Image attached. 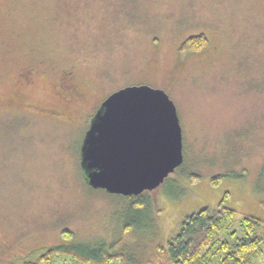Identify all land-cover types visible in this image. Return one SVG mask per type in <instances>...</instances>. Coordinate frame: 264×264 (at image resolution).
Segmentation results:
<instances>
[{
	"label": "rangeland",
	"instance_id": "374dc122",
	"mask_svg": "<svg viewBox=\"0 0 264 264\" xmlns=\"http://www.w3.org/2000/svg\"><path fill=\"white\" fill-rule=\"evenodd\" d=\"M200 34L203 48L183 45ZM28 68L42 71L34 85ZM67 71L86 100L69 108L54 96ZM139 84L173 102L183 161L124 197L86 182L81 150L103 100ZM224 198L236 215L221 240L244 234L243 216L264 222V0H0V264L73 244L143 262L150 220L166 246L186 216ZM252 264H264V241Z\"/></svg>",
	"mask_w": 264,
	"mask_h": 264
},
{
	"label": "water",
	"instance_id": "95a60500",
	"mask_svg": "<svg viewBox=\"0 0 264 264\" xmlns=\"http://www.w3.org/2000/svg\"><path fill=\"white\" fill-rule=\"evenodd\" d=\"M182 161L175 106L163 90L145 84L103 100L81 150L86 182L124 197L156 189Z\"/></svg>",
	"mask_w": 264,
	"mask_h": 264
},
{
	"label": "trees",
	"instance_id": "16d2710c",
	"mask_svg": "<svg viewBox=\"0 0 264 264\" xmlns=\"http://www.w3.org/2000/svg\"><path fill=\"white\" fill-rule=\"evenodd\" d=\"M206 43V37L200 34L189 37L183 45L199 50ZM30 70L33 69L28 68L23 71V75ZM22 81H25L24 77ZM235 215L236 212L225 205L224 198L214 209L203 208L186 216L180 223L179 231L168 240L166 246L157 241L158 229L155 222L157 219L150 220L152 228L148 235L149 250L143 262L127 254H110L106 251L107 246L104 245L96 250V247L86 244L91 247L85 249L93 252L82 255L78 250L81 246L73 244L74 246H68L70 248L60 245L50 247L35 262L22 264H53L62 254L72 255L80 264H252L264 241V222L252 216H243L241 226L244 234L237 237L232 231L229 233L231 239L221 240L219 233L225 224L234 220ZM130 226V223L123 226L120 241L128 238ZM63 235H68V239L71 238L70 232L64 231Z\"/></svg>",
	"mask_w": 264,
	"mask_h": 264
},
{
	"label": "flooded vegetation",
	"instance_id": "af4514ba",
	"mask_svg": "<svg viewBox=\"0 0 264 264\" xmlns=\"http://www.w3.org/2000/svg\"><path fill=\"white\" fill-rule=\"evenodd\" d=\"M40 72L42 71L30 70L26 72L24 74L25 82L34 85L40 78ZM84 94V90L80 88V85L74 82L71 71L60 73V77L58 76L54 84V96L65 108L85 102Z\"/></svg>",
	"mask_w": 264,
	"mask_h": 264
}]
</instances>
